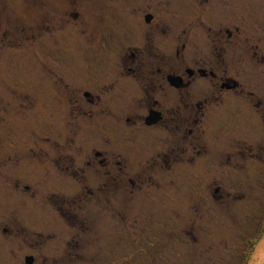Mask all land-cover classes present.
<instances>
[{"label": "rangeland", "instance_id": "rangeland-1", "mask_svg": "<svg viewBox=\"0 0 264 264\" xmlns=\"http://www.w3.org/2000/svg\"><path fill=\"white\" fill-rule=\"evenodd\" d=\"M81 1L84 17L74 14ZM142 2L141 9L152 6L167 23L173 6L182 10L181 19L190 12L184 0ZM216 2L209 5L210 14L220 9ZM251 2L248 18L262 26L253 29L250 47L241 41L247 54L240 70L232 71L244 92L237 102L209 110L206 154L188 169L182 167L183 173L112 172L134 180L117 185L107 182L111 174L98 164L84 166L93 153L69 144L71 155L66 156L65 146L44 140L63 116L58 103L43 108L50 92L45 87L69 94L91 84L106 99H125L129 88L124 82L104 80L108 54L158 38L164 46L156 44V51L170 55L169 32L152 34L144 14L140 24L136 9L117 5L121 0L109 5L106 0H0V264H27L30 256L31 264H247L250 257L264 258V152L236 153L244 141L249 148L264 145V114L253 102L264 101V0ZM244 4L235 1V9L245 12ZM143 44L148 52V43ZM210 51L211 45L202 51L192 46L189 58ZM210 81L194 84L208 87ZM111 108L119 117L120 108ZM80 122L77 116L75 123ZM110 123L91 111L85 135L89 132L92 147L120 150L123 142L128 153L141 151L139 145L148 149L136 137L119 141L120 132L100 136L111 130ZM180 136L176 131L172 138ZM229 141L236 142L229 147ZM221 149L235 155L219 158ZM216 185L219 192L213 191Z\"/></svg>", "mask_w": 264, "mask_h": 264}, {"label": "flooded vegetation", "instance_id": "flooded-vegetation-1", "mask_svg": "<svg viewBox=\"0 0 264 264\" xmlns=\"http://www.w3.org/2000/svg\"><path fill=\"white\" fill-rule=\"evenodd\" d=\"M142 1L121 0V4L117 5L136 9L134 13L138 21L139 17L144 14L143 20L152 27V34L159 35L161 30H167L170 35L168 45L173 52L170 55L157 52L156 44L160 48L164 46V44L157 43L158 38H152V41H146L144 44L133 42L116 51L113 49L108 54L105 64L107 73H105L104 80L108 79L115 85L124 82L129 88V92L123 94L126 96L125 99L117 100L113 97L106 99L105 95L102 93L100 95L98 88L91 84L75 88L69 94L60 91L54 85L45 87L46 92H49V89L50 92L44 97L46 101H44L43 108H48V102L58 103L63 116L59 127L50 133H45L44 140L48 144L52 142L58 146H65L68 149L66 156L71 155L69 144L84 152L93 153V159H86L84 166L91 167L92 162L98 164L99 169H104L105 174H111L107 182L111 179V182L117 185L120 182L122 185L124 182L132 185L134 180H128V176L116 175L112 172L130 173L132 169H136L137 173L163 174L170 171L183 173L182 167L187 166L186 169H188L190 164L199 162L201 157L198 156L206 154L204 151L208 148L209 142V137L204 131L206 116L213 108L229 101L237 102V97L244 92L236 73L233 74L232 71L240 70L241 60L247 54L242 49L241 41L245 39L248 42L247 47H250V42L254 37L252 35L255 34L253 29L262 26L261 24L256 26L254 17L251 18L252 21L248 18L247 12H250L253 0H243L244 3L247 2L244 5L248 10L244 9L245 12L242 11V13L239 8L235 9L237 0H184V3L190 7V12L183 13L185 19H181L179 15H182V10H178L177 5L173 6L170 9L171 17L168 23L161 14L152 10V6L143 5L141 9L139 5L143 4ZM216 1L220 9L210 14L209 5ZM240 1L238 0L239 3ZM106 2L108 5L109 2L116 4L117 0H106ZM77 6L79 9L74 11L75 16L84 17L83 1ZM129 12L134 14L132 11ZM156 14L160 20L156 19ZM139 23L143 24L140 21ZM96 30L99 32L102 28L97 27ZM202 35H205V38H199ZM99 41L100 39L98 40L99 45H102ZM147 43L148 52L144 50L145 47L142 48V44ZM103 44L108 45L106 41ZM210 45V54L205 53L190 60L189 55H192V52L190 53L189 50L192 46L202 51ZM251 56H254V53ZM172 77H179L180 80ZM202 79H210L212 84L208 87H197L194 82ZM251 92L255 93V91ZM255 99L253 102L262 109L264 114V101L259 98ZM34 104L31 102L30 108ZM112 105L120 108L119 117L113 113ZM91 111H97L105 116L106 120L111 122L110 126L113 125L108 133L100 134V136H105L106 139L107 135L120 132L122 134L119 141L122 140V136L136 137L139 143L146 142L148 149H143L139 145L141 151L128 153L131 149L124 147L123 142H121L120 150L113 147H92V140L86 137L90 135L89 132L85 135L90 126ZM181 112L186 113L182 115ZM77 116L81 118L80 124L75 123ZM261 119L264 122V117ZM260 125L262 127V122ZM77 130L83 131L79 134ZM176 131L181 133L178 139L172 138ZM77 135L81 137L78 140L75 139ZM52 138L59 141H53ZM260 139L264 143V136ZM243 140L246 139L241 138L239 141ZM231 142L229 141L227 146ZM137 144L134 141L132 143L133 146ZM260 148V150L249 148L247 142L244 141L243 145L236 148L238 151L236 153L255 156L256 153L264 152V145H260ZM45 150L49 151L48 148ZM226 152L224 154V150L221 149L219 158L229 154L227 157L230 159L235 155L233 151L226 150ZM217 162L220 165L226 163L220 160ZM73 171L76 170L73 169ZM118 176L119 180H115ZM106 179L107 176L104 181L107 184ZM153 182L158 183L156 176ZM220 187L216 185L213 191L219 192Z\"/></svg>", "mask_w": 264, "mask_h": 264}, {"label": "clouds", "instance_id": "clouds-1", "mask_svg": "<svg viewBox=\"0 0 264 264\" xmlns=\"http://www.w3.org/2000/svg\"><path fill=\"white\" fill-rule=\"evenodd\" d=\"M247 264H264V258H253L250 257Z\"/></svg>", "mask_w": 264, "mask_h": 264}, {"label": "water", "instance_id": "water-1", "mask_svg": "<svg viewBox=\"0 0 264 264\" xmlns=\"http://www.w3.org/2000/svg\"><path fill=\"white\" fill-rule=\"evenodd\" d=\"M172 78L175 79V80H180L179 77H172ZM175 84H179V82H175ZM32 259H33L32 256L28 257L27 258V264H31L32 263Z\"/></svg>", "mask_w": 264, "mask_h": 264}, {"label": "trees", "instance_id": "trees-1", "mask_svg": "<svg viewBox=\"0 0 264 264\" xmlns=\"http://www.w3.org/2000/svg\"><path fill=\"white\" fill-rule=\"evenodd\" d=\"M67 200V202L70 204V202H72V200L71 199H66ZM72 204V203H71ZM259 239V237L256 239V241Z\"/></svg>", "mask_w": 264, "mask_h": 264}]
</instances>
